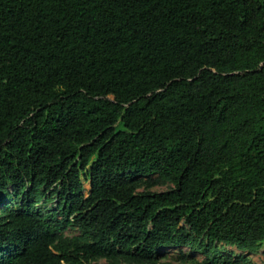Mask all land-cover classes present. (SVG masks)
I'll return each instance as SVG.
<instances>
[{
  "label": "trees",
  "instance_id": "trees-1",
  "mask_svg": "<svg viewBox=\"0 0 264 264\" xmlns=\"http://www.w3.org/2000/svg\"><path fill=\"white\" fill-rule=\"evenodd\" d=\"M263 242L264 0H0V264Z\"/></svg>",
  "mask_w": 264,
  "mask_h": 264
},
{
  "label": "rangeland",
  "instance_id": "rangeland-1",
  "mask_svg": "<svg viewBox=\"0 0 264 264\" xmlns=\"http://www.w3.org/2000/svg\"><path fill=\"white\" fill-rule=\"evenodd\" d=\"M83 184H84L85 193H87L90 188V183L89 181L83 180ZM171 186L172 184L170 183H159L152 187H149L148 189L152 191H164L169 189ZM144 188H146L145 185L141 187V189ZM50 205H52V203ZM75 232L76 231L71 228H68L66 231L68 235H72ZM225 250L236 255H245L250 260L251 264H264V256H263L264 242L262 243L261 247L255 251H242L231 246L226 247ZM166 252L168 254V259L174 264L182 263V260H180L181 255H188L191 257V259H193L191 261L189 260L186 261L185 264H200L203 260V257L201 255L196 254L194 251H192L189 248H174V249H169ZM99 262L101 264H104L106 263V260L101 259ZM120 264H127V263L122 262Z\"/></svg>",
  "mask_w": 264,
  "mask_h": 264
}]
</instances>
